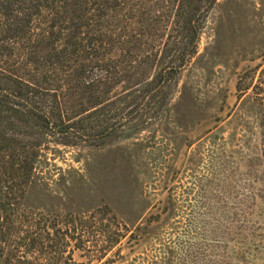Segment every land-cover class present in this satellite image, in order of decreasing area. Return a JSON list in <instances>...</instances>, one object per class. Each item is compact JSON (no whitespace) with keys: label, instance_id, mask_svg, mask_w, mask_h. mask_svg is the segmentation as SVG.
<instances>
[{"label":"trees","instance_id":"16d2710c","mask_svg":"<svg viewBox=\"0 0 264 264\" xmlns=\"http://www.w3.org/2000/svg\"><path fill=\"white\" fill-rule=\"evenodd\" d=\"M216 2L0 0V264H78L75 252L98 261L119 243L101 209L24 212L26 189L48 147L103 149L160 120ZM236 90L257 109L264 160V64ZM164 250L189 264L202 249Z\"/></svg>","mask_w":264,"mask_h":264},{"label":"rangeland","instance_id":"374dc122","mask_svg":"<svg viewBox=\"0 0 264 264\" xmlns=\"http://www.w3.org/2000/svg\"><path fill=\"white\" fill-rule=\"evenodd\" d=\"M263 64L264 0H217L166 114L103 149L48 147L23 211L101 209L103 224H118L119 243L98 261L75 252L78 264H185L184 251L167 260L164 248L196 245L189 264H264L257 109L236 90Z\"/></svg>","mask_w":264,"mask_h":264}]
</instances>
